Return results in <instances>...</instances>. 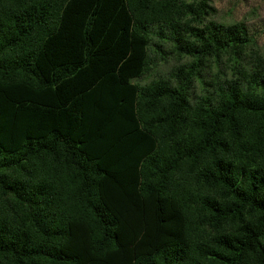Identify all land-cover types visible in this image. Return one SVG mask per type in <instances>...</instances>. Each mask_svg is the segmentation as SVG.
I'll return each instance as SVG.
<instances>
[{
	"label": "trees",
	"instance_id": "1",
	"mask_svg": "<svg viewBox=\"0 0 264 264\" xmlns=\"http://www.w3.org/2000/svg\"><path fill=\"white\" fill-rule=\"evenodd\" d=\"M192 1L0 0V264H264V64Z\"/></svg>",
	"mask_w": 264,
	"mask_h": 264
},
{
	"label": "rangeland",
	"instance_id": "2",
	"mask_svg": "<svg viewBox=\"0 0 264 264\" xmlns=\"http://www.w3.org/2000/svg\"><path fill=\"white\" fill-rule=\"evenodd\" d=\"M187 1L193 2L192 0ZM205 1L210 9L207 11L208 14L203 17V22L212 21L223 25L243 24L253 37V43L245 52L248 58H245L244 63L250 66L253 65V57L251 55L256 52L264 64V0ZM152 61L151 70L139 80H135L134 83L136 85L143 86L151 81L167 79L172 69L187 65L191 62V59L185 56L170 55L164 59L154 56ZM228 63L229 61H227L226 57H223L217 64L209 62L205 68L201 69L199 80L194 81L193 87L189 92L192 102L196 101L197 98L210 96L218 84L232 77V71L228 67Z\"/></svg>",
	"mask_w": 264,
	"mask_h": 264
}]
</instances>
